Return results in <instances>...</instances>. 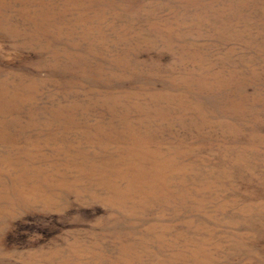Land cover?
Instances as JSON below:
<instances>
[{"label":"rangeland","instance_id":"1","mask_svg":"<svg viewBox=\"0 0 264 264\" xmlns=\"http://www.w3.org/2000/svg\"><path fill=\"white\" fill-rule=\"evenodd\" d=\"M0 264H264V0H0Z\"/></svg>","mask_w":264,"mask_h":264}]
</instances>
